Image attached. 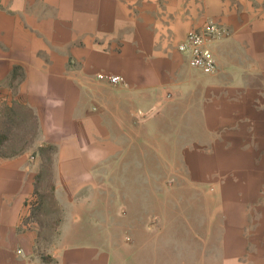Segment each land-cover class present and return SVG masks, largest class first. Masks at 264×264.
<instances>
[{
    "label": "crops",
    "instance_id": "0c3cea01",
    "mask_svg": "<svg viewBox=\"0 0 264 264\" xmlns=\"http://www.w3.org/2000/svg\"><path fill=\"white\" fill-rule=\"evenodd\" d=\"M209 21L229 32L211 75L178 49ZM13 122L32 128L14 152ZM158 143L181 144L192 182L212 193L197 264H264V0H0V264H129L125 246L75 229L76 209ZM47 148L68 214L39 254L27 219Z\"/></svg>",
    "mask_w": 264,
    "mask_h": 264
},
{
    "label": "rangeland",
    "instance_id": "374dc122",
    "mask_svg": "<svg viewBox=\"0 0 264 264\" xmlns=\"http://www.w3.org/2000/svg\"><path fill=\"white\" fill-rule=\"evenodd\" d=\"M14 124L7 146L13 152L32 138V128ZM180 145L142 144L135 149L141 153L139 158L126 160L116 173L101 176L102 189L86 191L88 206L76 209L85 222L77 223L75 229L96 231L101 239L94 241L125 246L129 264H197L196 232L210 230L213 199L212 193L192 182ZM49 174L41 180L37 205L27 219L37 230L39 254L58 242L68 214L55 201Z\"/></svg>",
    "mask_w": 264,
    "mask_h": 264
},
{
    "label": "built area",
    "instance_id": "2783aa9c",
    "mask_svg": "<svg viewBox=\"0 0 264 264\" xmlns=\"http://www.w3.org/2000/svg\"><path fill=\"white\" fill-rule=\"evenodd\" d=\"M229 37V32L224 27L209 21L203 28L188 33L178 49L187 59L191 68L211 75L217 71V62L213 54L212 45ZM100 81H107L112 85L124 83L120 76H98Z\"/></svg>",
    "mask_w": 264,
    "mask_h": 264
},
{
    "label": "trees",
    "instance_id": "16d2710c",
    "mask_svg": "<svg viewBox=\"0 0 264 264\" xmlns=\"http://www.w3.org/2000/svg\"><path fill=\"white\" fill-rule=\"evenodd\" d=\"M41 151L44 153V166H43V170H42V175L44 176L45 173H50L49 175L52 176V172H51V163H52L51 154H52L53 148L42 149ZM38 195H39V193H38Z\"/></svg>",
    "mask_w": 264,
    "mask_h": 264
}]
</instances>
